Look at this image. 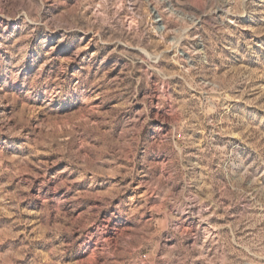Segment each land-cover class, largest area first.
<instances>
[{"label": "rangeland", "instance_id": "obj_1", "mask_svg": "<svg viewBox=\"0 0 264 264\" xmlns=\"http://www.w3.org/2000/svg\"><path fill=\"white\" fill-rule=\"evenodd\" d=\"M0 264H264V0H0Z\"/></svg>", "mask_w": 264, "mask_h": 264}]
</instances>
